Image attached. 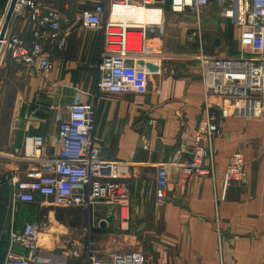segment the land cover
Wrapping results in <instances>:
<instances>
[{
    "label": "crops",
    "instance_id": "1",
    "mask_svg": "<svg viewBox=\"0 0 264 264\" xmlns=\"http://www.w3.org/2000/svg\"><path fill=\"white\" fill-rule=\"evenodd\" d=\"M36 1L61 13L67 41L61 50L46 43L55 64L48 75L17 63L8 52L0 54V264L21 257L33 258L36 264L49 259L79 264L84 252L87 264L89 247L102 262L110 252H140L146 264H219L218 229L224 264H264V116L222 118L221 109L230 106L231 98L206 99L197 58L241 54L239 30L221 15L217 0H209L198 14L189 9L173 13L170 0H131L146 9L108 7L107 18L127 25L131 37L144 31L130 26L135 23L156 32L147 38L154 54L129 60L131 65H152L153 69L147 68L146 92H100L97 98L94 134L99 155L113 170L119 169L117 182L127 189L120 201L125 209L105 204L58 207L51 198L40 196L33 204L13 199L15 182L58 157V122L67 119L69 105L86 102L97 93L99 77L102 32L84 28L75 17L103 0ZM159 16L160 23L151 22ZM32 31L27 9L15 11L8 32L31 43ZM196 32L199 36L189 38ZM206 102L217 114L220 130L214 139V178L194 175L182 181L181 172L171 168L169 199L159 209L158 165L188 159ZM26 136L43 140L37 159L14 155ZM235 153L243 155L248 178L244 184L231 183L225 193L223 179ZM28 223L38 227L34 253L10 241V234L21 233Z\"/></svg>",
    "mask_w": 264,
    "mask_h": 264
},
{
    "label": "built area",
    "instance_id": "2",
    "mask_svg": "<svg viewBox=\"0 0 264 264\" xmlns=\"http://www.w3.org/2000/svg\"><path fill=\"white\" fill-rule=\"evenodd\" d=\"M4 0H0V6ZM146 3L147 0H142ZM221 15L239 30V43L242 48L238 57L214 58L199 55L202 81L206 99L212 95L229 96L230 106L221 109V117L238 119H257L264 116V0H217ZM209 0H170L173 13L191 10L199 13ZM117 6L131 9L144 8L131 0H103L92 10H85L75 17V21L86 29L102 32L99 77L96 83L97 93L83 103H73L67 109V119L58 122L59 155L48 160L42 170L27 174L25 180L14 183L13 199L18 203L33 204L38 197L52 199L58 207L80 206L93 207L100 204L121 205L126 194V185L117 182L118 171L99 155L95 139V119L98 105V93L142 94L146 92L149 71L145 65L129 64L130 59L141 60L154 54L147 45L153 30L146 31L145 24L135 23L131 27L141 28V36L134 38L128 32V26L107 18L108 7ZM25 7L29 22L33 27V41L28 43L20 36L8 34L1 42V53L8 52L19 64L36 67L43 75L50 74L55 64L52 50H61L66 46L63 34L61 13L54 9H45L36 0H19L16 11ZM158 11V10H157ZM113 12V11H112ZM160 23L158 19L151 21ZM148 26H155L149 25ZM129 27V28H131ZM162 35V30L158 32ZM199 36L193 33L189 38ZM247 52L258 56L250 57ZM220 132L217 114L205 105L204 117L198 126V138L189 150V157L184 162L162 163L158 165L155 191V204L162 208L168 201L169 170L177 168L182 181L191 176L214 178L215 151L214 139ZM43 140L41 137L26 136L22 149H16L17 159H37L41 155ZM246 162L241 153H235L230 159L224 175V192L233 182H247ZM225 197V196H224ZM113 216L112 212L108 217ZM125 224L127 218L123 216ZM220 242L218 247L219 264H224L223 241L218 229ZM10 241L19 244L34 253L38 248V227L34 223L26 224L21 233H11ZM6 264H36L33 258H11ZM44 264H63V261L49 259ZM87 264H146L145 256L140 252H110L107 261L97 258L90 247L87 252Z\"/></svg>",
    "mask_w": 264,
    "mask_h": 264
},
{
    "label": "water",
    "instance_id": "3",
    "mask_svg": "<svg viewBox=\"0 0 264 264\" xmlns=\"http://www.w3.org/2000/svg\"><path fill=\"white\" fill-rule=\"evenodd\" d=\"M18 1L19 0H10L2 28L0 30V54H1V48H2L1 42L4 40V38L6 37V35L8 33V29H9L10 23L14 17ZM139 65H144V63L140 62ZM147 68L153 69L151 64H148Z\"/></svg>",
    "mask_w": 264,
    "mask_h": 264
},
{
    "label": "rangeland",
    "instance_id": "4",
    "mask_svg": "<svg viewBox=\"0 0 264 264\" xmlns=\"http://www.w3.org/2000/svg\"><path fill=\"white\" fill-rule=\"evenodd\" d=\"M9 3H10V0H8L7 4L5 6H3L2 8L0 7V30H1V26L3 25V20L5 18V15H6V12H7V9H8V6H9ZM139 7H143V5H139ZM149 8V6L147 7ZM9 36H15V35H12L10 34L9 32L7 33ZM83 243L84 245L86 244V239H83ZM86 246V245H85ZM84 258L80 259L81 260V263L79 264H86V258H85V252L81 254Z\"/></svg>",
    "mask_w": 264,
    "mask_h": 264
},
{
    "label": "trees",
    "instance_id": "5",
    "mask_svg": "<svg viewBox=\"0 0 264 264\" xmlns=\"http://www.w3.org/2000/svg\"><path fill=\"white\" fill-rule=\"evenodd\" d=\"M7 2H8V0H4L0 7L2 8L3 6H5L7 4Z\"/></svg>",
    "mask_w": 264,
    "mask_h": 264
}]
</instances>
